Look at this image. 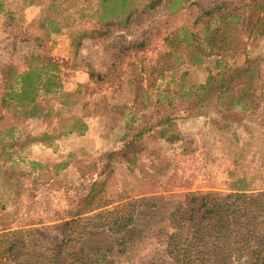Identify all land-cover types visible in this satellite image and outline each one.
Wrapping results in <instances>:
<instances>
[{"label":"rangeland","instance_id":"374dc122","mask_svg":"<svg viewBox=\"0 0 264 264\" xmlns=\"http://www.w3.org/2000/svg\"><path fill=\"white\" fill-rule=\"evenodd\" d=\"M149 1L135 0L130 21L121 22L123 13L117 28L100 36L101 0H0L6 10L0 13V236L17 231L7 238L19 243L11 252L0 243V264H14L13 255L26 264H49V248L71 219L67 253L73 264H95L100 253L113 264H189L195 240L184 239L196 227L188 213L177 242L187 256L177 252L171 259V230L159 232L189 194L215 193L212 203L227 205L226 194L255 195L236 225L223 229L220 245L232 239L226 244L233 255L220 248L219 255L205 257L241 264L247 257L239 247L242 253L264 242V0H162L155 8ZM45 15L55 21L42 29ZM216 26L226 52L191 62L187 44L209 50L207 34ZM185 33L191 40L176 46ZM245 56L256 59L251 77L237 78L224 96L195 97L210 75ZM49 61L59 86L41 93L43 111L30 117L5 95L19 89L6 82L8 67L22 72ZM243 90L250 97L236 102ZM80 119L84 131H78ZM72 128L50 144L38 141ZM173 133L180 139L170 142ZM95 180L96 202L87 206ZM108 210L110 218L135 217L123 246L120 235L101 228Z\"/></svg>","mask_w":264,"mask_h":264},{"label":"trees","instance_id":"16d2710c","mask_svg":"<svg viewBox=\"0 0 264 264\" xmlns=\"http://www.w3.org/2000/svg\"><path fill=\"white\" fill-rule=\"evenodd\" d=\"M27 4H38L43 5L45 3V0H24ZM135 0H101L100 6H99V14H100V20L103 21L104 30L100 33V36L107 35L112 31L115 24L114 21L120 18V15L123 13H126V17L121 22H129L130 18L132 16V13L130 9L132 8L131 5L134 7ZM150 3H148L149 8H155L158 6L162 0H150ZM174 3H177V0L174 1ZM130 6V7H128ZM261 7H264V4L260 5ZM6 12L4 9V6L2 3H0V13ZM8 12V11H7ZM55 19L53 16L45 15L41 21L38 22L39 27L44 29L47 26H52L51 23L54 22ZM10 23L7 22L6 25H9ZM58 30V29H57ZM221 30V26H216L212 30L209 31L207 34L208 44L211 46L209 50H205L202 46L195 45L193 42H189L187 44V47H193V50L191 51L192 57H190V61L193 63H200L203 61V57L207 56H213L215 54L217 55H223L222 52H226L228 46L224 42V40L219 41L218 40V32ZM86 33H83L81 36L78 37L79 44L83 40L84 37L87 36ZM172 40V38H169ZM176 39H179V36L176 35ZM175 39V40H176ZM191 38L185 33L184 38L176 41V46L181 42H187L190 41ZM175 42V41H174ZM173 48V45H172ZM200 52L203 55H200ZM256 63V59H253L251 57L245 56L243 59H234V64L229 67H224L223 69L219 70L216 74L210 75L208 80L201 85L195 93V97L200 101L208 99L210 97L212 92H223L221 96H224L226 93H230L232 89V85H234L237 78H247L251 77L252 75V68L254 67V64ZM55 63L52 61H49L45 64H37L34 66H30L25 71H18L16 67L9 66L8 67V78L6 79V82L8 84H11L12 82H17L19 85V89H8L5 95H8L13 100L17 102V106L20 108H23L25 114L28 113L29 116L36 115L37 112H42L43 109L41 108L40 103L38 102L39 96L41 93H49L53 92L54 88L59 86V81L57 80V75L51 71V68L55 67ZM261 95H264V92L261 93ZM247 97H250L249 91L243 90L236 98V102H240L241 100L246 99ZM246 108V106H244ZM76 122L80 123V127L78 131H84L87 127L86 123L83 122L81 119L77 120ZM167 122H170V119L164 120L162 123L165 124ZM75 131V129L67 130L66 132L62 131L57 135H49L48 133H44L39 142H45L47 144H50L54 139L65 135L67 132ZM165 131V130H164ZM142 132L135 136L140 137ZM165 132L163 135L165 136ZM167 136V135H166ZM180 138L176 133H173V135H168L167 140L170 142H175L179 140ZM129 145H126V147ZM125 156H127V153H123ZM129 159V158H128ZM128 161L134 162V159H129ZM107 182V179H104L101 181V188H104L105 184ZM98 187V181H94L90 185L89 193L85 196V201L87 206H90L94 204L95 201V191ZM210 195H218V194H189V202L178 204L175 208H173L171 214L169 215L168 219L166 220V226H162L159 228V232H166V227L171 230L169 242L166 244V251L168 255H170V258L177 259L178 253L180 252L181 255L187 256L188 252L184 247H179V244L177 243L181 238L183 234L181 232L182 225L184 222V216L185 214L189 215L190 219L192 221V224L195 225V230L193 232L192 237H186L184 241H190L193 242V253H195L194 259L189 264H219L217 261H213L212 259H209V257H205L204 254L209 253L211 257L214 255L217 256L220 254L219 249L225 250L229 254V256H232L233 254L230 253L232 251V246H229V244H226L227 242H231L232 239H229L224 245H220L221 241L225 238V233L223 231L224 227L229 226V224H232V226H235L238 220L241 216L247 212L249 205L251 204V199L254 194H247V193H229L224 196V199H230L231 203L227 205V203L223 202H216L212 203L213 200L210 197ZM258 196L261 194H257ZM257 196V197H258ZM142 198L140 200L133 202V207L139 206V202L143 201ZM137 203V204H136ZM102 220L104 223H102V227L104 231H108L117 235H120V239L118 240V244L121 246L125 245L127 242L126 237L123 235L127 229L131 225H133L135 221V217L129 216L127 218L115 216L110 218L112 212L110 210L102 213ZM198 215V216H197ZM241 215V216H240ZM231 221V223H230ZM76 223V219H71L66 221L62 224V233L61 238L55 237L53 246L49 248V251L51 255L49 256V264H73L69 261L70 257L73 255H70L67 253V249H69L70 244V236H72V229H74V225ZM158 232V231H157ZM251 232V231H248ZM17 231H12L11 233H5L4 235H1L0 243L5 245L7 247V251L11 252L15 247H17L18 240H8V235H17ZM252 237H256V234L251 233ZM226 236H231L226 234ZM190 238V240L188 239ZM203 242V243H201ZM197 244L201 246H197ZM204 245V246H203ZM203 246V247H202ZM241 249V247H239ZM239 252L241 256H246L247 259L242 262L241 264H264V242L257 243V246H247L246 248H242V253ZM121 251H125V247L121 249ZM100 258H109L103 253H100ZM172 256V257H171ZM99 257L96 259L95 264H113L111 259L103 260ZM241 258V257H240ZM100 259V260H99ZM10 261L14 264H26L25 260H23L20 256H14L10 259ZM104 262V263H100ZM85 263V262H84ZM86 264V263H85Z\"/></svg>","mask_w":264,"mask_h":264}]
</instances>
